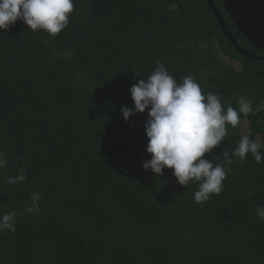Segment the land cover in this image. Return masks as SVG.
Listing matches in <instances>:
<instances>
[{"label": "trees", "instance_id": "1", "mask_svg": "<svg viewBox=\"0 0 264 264\" xmlns=\"http://www.w3.org/2000/svg\"><path fill=\"white\" fill-rule=\"evenodd\" d=\"M212 2L238 44L264 56ZM157 61L225 109L253 102L247 126H226L205 154L229 171L202 205L195 183L143 169L148 110L121 113ZM263 103L264 60L236 49L205 0H74L55 37L22 21L0 30V215L17 212L15 231L0 232V264H264ZM249 130L261 163L233 155ZM21 170L25 181L8 184Z\"/></svg>", "mask_w": 264, "mask_h": 264}, {"label": "clouds", "instance_id": "2", "mask_svg": "<svg viewBox=\"0 0 264 264\" xmlns=\"http://www.w3.org/2000/svg\"><path fill=\"white\" fill-rule=\"evenodd\" d=\"M74 0H0V30H8L17 21H22L27 29L44 31L55 37L69 22ZM156 68L147 79H138L130 88L134 107L121 108L124 120L135 113L147 109L145 135L146 152L150 159L142 164L145 171L151 169L157 177L164 169H171L172 175L181 186L197 185L193 198L198 204L209 201L212 194H220L228 168L213 164L204 158L206 153L224 141L230 125L233 129L241 124V115L254 114L252 100L246 96L238 99V109L221 103L219 94L203 92L192 75L184 76L180 82L172 76L164 65L157 61ZM251 130L243 135L233 151V155L244 161L251 154L256 163L262 162L261 143L250 139ZM227 157V152L224 153ZM5 153L0 151V168H3ZM231 160L228 161L230 165ZM25 175L21 170L14 180L7 183H23ZM34 200L41 197L33 196ZM29 213L34 209H27ZM39 211V209H35ZM257 215L264 219V210L257 209ZM17 212L0 215V232L5 229L14 232Z\"/></svg>", "mask_w": 264, "mask_h": 264}, {"label": "water", "instance_id": "3", "mask_svg": "<svg viewBox=\"0 0 264 264\" xmlns=\"http://www.w3.org/2000/svg\"><path fill=\"white\" fill-rule=\"evenodd\" d=\"M214 15L216 16L223 33L244 56L251 59H262L244 50L229 30L226 21L212 0H205ZM225 10L230 15L238 32L246 39L264 52V0H222Z\"/></svg>", "mask_w": 264, "mask_h": 264}, {"label": "rangeland", "instance_id": "4", "mask_svg": "<svg viewBox=\"0 0 264 264\" xmlns=\"http://www.w3.org/2000/svg\"><path fill=\"white\" fill-rule=\"evenodd\" d=\"M220 58H221V60L225 63V64H230V65H232V66H234L235 68H239V64L237 63V62H235V61H232V60H230L227 56H225L224 54H220ZM262 106H264V103L262 104ZM242 125H243V127L245 128L246 126H247V122H246V120L244 119V120H242V123H241Z\"/></svg>", "mask_w": 264, "mask_h": 264}]
</instances>
